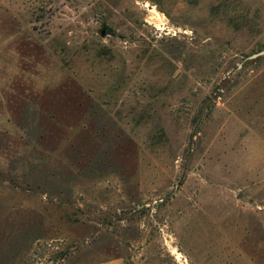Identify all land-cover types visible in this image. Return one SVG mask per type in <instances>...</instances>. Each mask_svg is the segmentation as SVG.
<instances>
[{
  "label": "rangeland",
  "instance_id": "rangeland-1",
  "mask_svg": "<svg viewBox=\"0 0 264 264\" xmlns=\"http://www.w3.org/2000/svg\"><path fill=\"white\" fill-rule=\"evenodd\" d=\"M264 0H0V264H264Z\"/></svg>",
  "mask_w": 264,
  "mask_h": 264
},
{
  "label": "water",
  "instance_id": "water-1",
  "mask_svg": "<svg viewBox=\"0 0 264 264\" xmlns=\"http://www.w3.org/2000/svg\"><path fill=\"white\" fill-rule=\"evenodd\" d=\"M261 57H264V50L260 51V52H257L249 57H247L246 60H253V59H257V58H261Z\"/></svg>",
  "mask_w": 264,
  "mask_h": 264
}]
</instances>
